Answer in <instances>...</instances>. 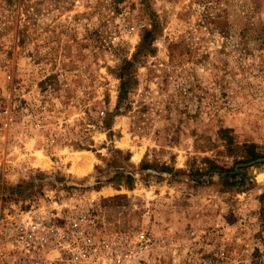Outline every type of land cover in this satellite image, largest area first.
<instances>
[{
  "label": "rangeland",
  "instance_id": "1",
  "mask_svg": "<svg viewBox=\"0 0 264 264\" xmlns=\"http://www.w3.org/2000/svg\"><path fill=\"white\" fill-rule=\"evenodd\" d=\"M94 200L131 264H264V0H0V227Z\"/></svg>",
  "mask_w": 264,
  "mask_h": 264
},
{
  "label": "built area",
  "instance_id": "2",
  "mask_svg": "<svg viewBox=\"0 0 264 264\" xmlns=\"http://www.w3.org/2000/svg\"><path fill=\"white\" fill-rule=\"evenodd\" d=\"M95 202L60 211L34 207L6 219L0 264H131L150 252L146 237L132 248L120 238L103 237Z\"/></svg>",
  "mask_w": 264,
  "mask_h": 264
},
{
  "label": "bare ground",
  "instance_id": "3",
  "mask_svg": "<svg viewBox=\"0 0 264 264\" xmlns=\"http://www.w3.org/2000/svg\"><path fill=\"white\" fill-rule=\"evenodd\" d=\"M85 162L77 163L74 167V173L77 177H81L86 171H85ZM89 167V165H88Z\"/></svg>",
  "mask_w": 264,
  "mask_h": 264
},
{
  "label": "trees",
  "instance_id": "4",
  "mask_svg": "<svg viewBox=\"0 0 264 264\" xmlns=\"http://www.w3.org/2000/svg\"><path fill=\"white\" fill-rule=\"evenodd\" d=\"M122 86H125V83L123 82ZM229 150H232L231 147H229ZM248 159L247 160H253L255 158H257V155L255 153H253L252 151L248 153Z\"/></svg>",
  "mask_w": 264,
  "mask_h": 264
},
{
  "label": "water",
  "instance_id": "5",
  "mask_svg": "<svg viewBox=\"0 0 264 264\" xmlns=\"http://www.w3.org/2000/svg\"><path fill=\"white\" fill-rule=\"evenodd\" d=\"M261 162H262V160H258L256 162L251 163L250 165L255 164V163H261Z\"/></svg>",
  "mask_w": 264,
  "mask_h": 264
}]
</instances>
